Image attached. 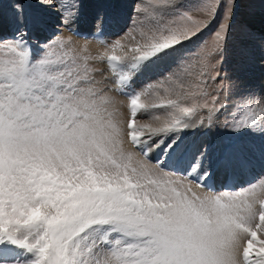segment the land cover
<instances>
[{"label":"snow or ice","instance_id":"1","mask_svg":"<svg viewBox=\"0 0 264 264\" xmlns=\"http://www.w3.org/2000/svg\"><path fill=\"white\" fill-rule=\"evenodd\" d=\"M39 5L58 8L69 35L34 40L40 21L23 3L11 34H0V264H264V198L255 186L203 191L211 145L182 167L149 157L157 136L175 134L176 146L180 133L221 118L230 135L264 139V95L221 99L233 87L217 65L235 0H223L210 44L140 90L131 88L135 73L202 33L221 0L207 6V20L180 0H137L129 30L98 56L73 39L77 0ZM94 62L107 64L111 87Z\"/></svg>","mask_w":264,"mask_h":264},{"label":"rangeland","instance_id":"2","mask_svg":"<svg viewBox=\"0 0 264 264\" xmlns=\"http://www.w3.org/2000/svg\"><path fill=\"white\" fill-rule=\"evenodd\" d=\"M50 1L51 3L53 1V4L56 3V0ZM77 2L79 4V14L72 25V29L73 33H78V35H73V39L78 46H86L88 54L98 56L103 54L106 43L121 39L129 30L134 18L133 9L137 0H77ZM214 2L215 0H180V7L185 10L190 9L189 14L194 19L207 20L211 18L207 15V6ZM222 2L223 0H221V5L216 8L215 20L202 33L193 37L191 42H186L184 48L145 63L135 73L131 88L140 90L148 84H153L163 79L176 67L177 59L180 56L192 55L194 57L204 46L205 42L210 44L214 31L224 19ZM19 3L25 5L30 17L40 21V27L35 32L34 40L37 36L43 40L44 37L54 33L57 35L60 33L65 36L69 35L67 29L63 26L58 8L51 7L43 10L41 6L42 8L39 7L38 10L35 5L33 6L32 3L27 4L25 0H0V34L7 36L13 31L16 6ZM34 3H37V6L39 0H34ZM31 8L37 9L35 13H33L34 11ZM40 9H42L41 12ZM47 10L50 11L47 12ZM51 11L55 13L51 14ZM250 15L260 19L262 17L261 21L264 25V0H235L231 28L222 49V57H220L222 63L217 65L220 76L233 86L230 91L221 95L222 100L224 96L244 93L249 90L254 91L258 95H264V39L259 35L256 28L259 26L263 28L264 26L256 24L254 28L250 24H246L243 17L248 18ZM101 17L103 18L102 32H98L97 24ZM93 47L99 52H91L90 50ZM111 54L109 52V55ZM115 54L121 55V52L118 50ZM94 67L100 70L96 78L98 80L107 78V82L111 87V81L114 76L109 72L107 64L94 62ZM124 74L127 75L126 72ZM248 79H250V82L247 83ZM258 80H260L259 86L257 83H251ZM113 95H115L118 103L127 104L126 96L118 93H113ZM148 100V96H142L140 103H147ZM124 111H127V109L124 108ZM153 111L155 115H160V121L156 122V126H159L164 117L161 115V110ZM145 122L146 118L141 117L140 123ZM179 136L180 139L176 145L177 149L172 154L175 156V160L171 167H182L183 165L177 164V161L182 159L184 162L202 144L211 145L213 148L210 158L211 167L208 164L205 166L209 168L213 180L217 183L212 185L213 189L205 187L203 191L242 193L243 190L251 189L255 186L256 197L264 198V183H262L264 182V158L261 157V147L264 146V139L259 137L258 134L246 136L230 135L224 127L223 118H221L211 128H191L180 133ZM174 138L175 134L157 136L155 138L156 144L149 153L150 159L155 162L158 159L170 157L168 154L174 147L171 146ZM158 149L159 152L157 153ZM157 154L158 156H156ZM219 176L221 177L219 178ZM219 179L222 182H219ZM234 179L239 181V183L236 184ZM228 180L229 182H227ZM20 251L25 260L34 261L36 259L35 252Z\"/></svg>","mask_w":264,"mask_h":264},{"label":"bare ground","instance_id":"3","mask_svg":"<svg viewBox=\"0 0 264 264\" xmlns=\"http://www.w3.org/2000/svg\"><path fill=\"white\" fill-rule=\"evenodd\" d=\"M26 2H27V4H33V6L35 5V7H37V9L40 7V8H42L40 5H39V3H38V5L36 6V4L37 3H34V0H25ZM51 2V1H50ZM52 3H53V1H52ZM32 6V5H31ZM34 8V7H33ZM32 9V8H31ZM36 8H35V10H37ZM43 10H45V9H47V8H42ZM42 9H40V12H41V10ZM34 12L33 13H35V10L34 9H32ZM39 10V9H38ZM50 11V10H49ZM48 10H47V12H49ZM55 11V10H54ZM54 11H51V14H54L55 12ZM36 12H38V11H36ZM261 19H262V17H261ZM261 19L259 18V17H254V16H251L250 15V17H243V20H244V22L247 24H250V26L251 27H254L255 28V25L256 24H262V21H261ZM55 21H56V19H55ZM264 21V20H263ZM263 25V24H262ZM264 26V25H263ZM257 29H258V32H259V35L261 36V37H263V39H264V27L262 28V27H256ZM44 35V34H43ZM91 52H93V53H97V52H99V50H97L96 48H94L93 47V49L92 50H90ZM254 72V71H253ZM247 78V77H246ZM249 78H251V77H249ZM250 79H248V81H247V83L248 82H250L249 81ZM262 81V80H261ZM259 82H260V80H258V81H254V82H251L252 84H255V83H257L258 84V86H259ZM251 83H250V85H251ZM263 83V82H262ZM250 88V87H249ZM257 90V89H256ZM250 91V90H249ZM254 92V91H253ZM200 132V131H199ZM222 142H224V141H222ZM177 149V146H174L170 151H169V156L170 157H172V158H170V157H168V158H170L169 160H167L168 162V165L171 167V164L173 163V161L175 160V156H173L172 154H173V152L175 151ZM157 150V149H156ZM155 151V150H154ZM159 152V149H158V151H157V153ZM154 155V154H153ZM156 156H158V154L156 155ZM178 163H180V165H183V160L182 159H179L178 161H177V164ZM175 166H177L176 164H175ZM221 176H219V178H220ZM222 178H224L223 176H222ZM234 181H235V183L236 184H238L239 183V181H237V180H235L234 179ZM219 182H222V180H220L219 179ZM227 182H229V180L227 181ZM209 183V185L207 186V184ZM217 182H215L214 180H213V178H212V176H210V178L209 179H207L206 181H203V184H204V187L203 188H209V189H213L212 188V185H215ZM217 186V185H216ZM237 186V185H236ZM228 187V186H227ZM226 187V188H227ZM229 188V187H228ZM204 190H206V189H204ZM215 190V189H214ZM209 191V190H208ZM208 191H206V192H208Z\"/></svg>","mask_w":264,"mask_h":264}]
</instances>
